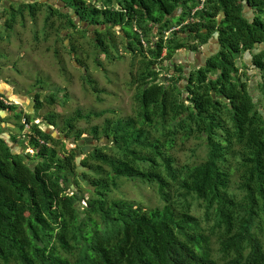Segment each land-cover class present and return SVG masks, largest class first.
Returning <instances> with one entry per match:
<instances>
[{
  "label": "trees",
  "instance_id": "1",
  "mask_svg": "<svg viewBox=\"0 0 264 264\" xmlns=\"http://www.w3.org/2000/svg\"><path fill=\"white\" fill-rule=\"evenodd\" d=\"M60 1L71 11L46 3V22L58 15L81 36L82 22L93 25L91 40L107 57L117 50L110 30L119 25L124 49L145 56L146 44L150 57L136 75L135 113L90 127L104 141L79 163L93 186L82 209L83 193L62 184L77 175L75 149L46 130L55 113L33 122L0 94V110L13 109L20 130L22 117L31 121L26 143L33 149L17 152L0 134V264H264V100L259 106L238 65L246 57L241 65L264 78V0ZM41 4L9 5L4 25L25 8L35 16ZM203 44L214 47L197 67L175 63L179 49ZM161 68L172 69L166 80ZM259 86L264 96V81ZM80 116L62 125L75 141L82 140L74 130ZM191 136L202 140L203 158L177 162L171 148ZM234 175L238 189L231 188ZM120 176L155 183L161 206L109 199ZM194 205L203 207L202 219Z\"/></svg>",
  "mask_w": 264,
  "mask_h": 264
},
{
  "label": "rangeland",
  "instance_id": "2",
  "mask_svg": "<svg viewBox=\"0 0 264 264\" xmlns=\"http://www.w3.org/2000/svg\"><path fill=\"white\" fill-rule=\"evenodd\" d=\"M32 1L34 0H0V94L7 99L6 101L15 104L16 110L21 109L22 113L31 115L33 122H43L46 114L55 113L56 124H49L46 130L56 137L61 135L67 150L75 149L77 175H69L70 179L62 184L69 194L76 189L83 193V199L79 204V208L82 209L86 206V199L93 186L89 183V178L82 174L84 168L79 163L94 144L104 141L103 138L97 139L91 135L90 127L94 124L101 125L106 117L116 119L135 113L136 75L143 66V57H150V53L146 50V44H143L145 56L138 51L125 50L119 36L122 34L119 25L113 26L110 30L117 50L110 48L111 57H107L95 49L91 40L94 35L93 25L88 26L82 22L80 27L86 28V31L85 35L81 36L74 28L67 27L64 19L58 15L51 16L46 22V3L63 11H71V8L64 7V2L60 0H37L44 4L40 5L35 16L32 17L25 8L22 14L16 15L11 27L4 25L5 18L10 16L9 5L17 7L22 2ZM87 1L99 5L100 0ZM248 9L250 8H246V15L250 16L252 12ZM72 16H75L74 13ZM74 20L78 23L77 17H74ZM69 31L71 34L67 37ZM70 44L74 46V51L71 50ZM212 47L213 44H203L198 46L194 55L182 54V57L174 58V61L183 63L186 70L195 68L203 62L204 55L210 52ZM180 50L189 51L183 48L178 51ZM242 60L247 62V58L238 60L240 71L247 72L251 93L260 106L264 96L259 85L264 78L257 68L241 65ZM169 73H172V69L161 68V79L166 80ZM180 82L184 83V79ZM36 92L41 102L39 107L35 106ZM101 110L106 111L99 116L94 114ZM76 111L82 115L74 121V130L78 128L82 131V140L78 141L65 136L62 132L64 120L74 116ZM87 113L89 116L85 118ZM18 122L13 109L0 110L1 136L13 150L32 153L33 149L26 143L31 121L26 122L22 117L21 122L24 123L22 130L19 129ZM60 144L59 142L56 146L60 147ZM204 150L202 140L191 136L184 140L178 138L171 148V153L177 162L194 163L203 158ZM58 153L64 155L69 151L59 149ZM237 181L238 178L234 175L232 189H238ZM108 198H124L148 208L162 204L155 183L121 176L117 178V185L111 187ZM191 212L199 219L203 218V207L194 205ZM211 248L213 256H216L217 244L213 237Z\"/></svg>",
  "mask_w": 264,
  "mask_h": 264
},
{
  "label": "crops",
  "instance_id": "3",
  "mask_svg": "<svg viewBox=\"0 0 264 264\" xmlns=\"http://www.w3.org/2000/svg\"><path fill=\"white\" fill-rule=\"evenodd\" d=\"M185 50V49H184ZM182 54H184V55H188L189 56V54H195L194 52H191V51H178V55H177V57H182Z\"/></svg>",
  "mask_w": 264,
  "mask_h": 264
},
{
  "label": "built area",
  "instance_id": "4",
  "mask_svg": "<svg viewBox=\"0 0 264 264\" xmlns=\"http://www.w3.org/2000/svg\"><path fill=\"white\" fill-rule=\"evenodd\" d=\"M199 6H201V4L199 5ZM165 33H168V31H166ZM141 41L144 43V41L141 39ZM6 101V100H5Z\"/></svg>",
  "mask_w": 264,
  "mask_h": 264
},
{
  "label": "water",
  "instance_id": "5",
  "mask_svg": "<svg viewBox=\"0 0 264 264\" xmlns=\"http://www.w3.org/2000/svg\"><path fill=\"white\" fill-rule=\"evenodd\" d=\"M263 112V110H261Z\"/></svg>",
  "mask_w": 264,
  "mask_h": 264
}]
</instances>
